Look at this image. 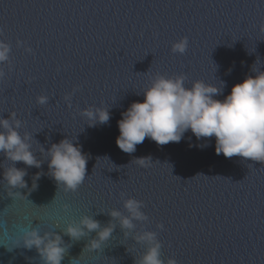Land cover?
<instances>
[{
    "label": "clouds",
    "instance_id": "1",
    "mask_svg": "<svg viewBox=\"0 0 264 264\" xmlns=\"http://www.w3.org/2000/svg\"><path fill=\"white\" fill-rule=\"evenodd\" d=\"M261 31H264V24L261 25ZM22 43L17 41L18 45ZM187 47L188 38L185 36L173 43L172 52L183 54ZM27 50L30 52L31 48ZM10 52L11 45L0 41V62L8 61ZM252 71L256 75H248L242 82L234 84L230 94L222 100L216 97L223 92L224 81H220L217 86L197 80L191 87H187L183 74L175 77L157 75L143 92L144 99L133 101L122 113L118 121L117 146L121 151L132 154L146 138L163 146L170 142H180L184 133L191 130L197 140L215 137L217 155L222 153L226 158L240 157L264 163V71L254 67ZM3 76L4 72L0 70V78ZM70 97L71 94L65 96L69 104ZM48 100L46 95L37 97V103L41 105L48 103ZM81 115L96 123L106 124L111 114L109 108L88 107ZM21 126L22 121L15 112H11L8 117H0V154L12 162L3 168V180L12 188H26L27 167L41 168L44 162L38 160L32 150V135L27 132L21 134ZM43 150L49 156L48 175L57 185L63 184L65 191L77 190L88 174L89 156L82 151V146L65 137ZM151 160V156L136 157V162L145 167ZM18 162L27 167H17ZM41 175L42 172L36 173L35 179ZM143 207V201L128 197L123 201V211L113 208L107 213L111 219L106 224L102 225L93 215L86 214L78 222L68 224L63 234L78 241L95 232V237L86 246L99 249L103 242L110 239L116 229L113 221L118 220L126 236L132 235L135 241L147 245L139 264H177L175 258L170 257L167 261L162 258V243L156 231H134L137 222L149 219ZM157 227L162 229L163 224ZM25 237L26 247H35L46 264H61L67 251L61 233L41 235L38 227H33L25 232Z\"/></svg>",
    "mask_w": 264,
    "mask_h": 264
}]
</instances>
